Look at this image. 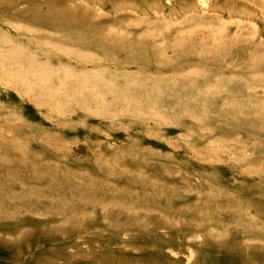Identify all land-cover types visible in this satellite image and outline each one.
I'll return each mask as SVG.
<instances>
[{
    "label": "rangeland",
    "instance_id": "374dc122",
    "mask_svg": "<svg viewBox=\"0 0 264 264\" xmlns=\"http://www.w3.org/2000/svg\"><path fill=\"white\" fill-rule=\"evenodd\" d=\"M105 1L0 0V264H264L262 2Z\"/></svg>",
    "mask_w": 264,
    "mask_h": 264
},
{
    "label": "bare ground",
    "instance_id": "6f19581e",
    "mask_svg": "<svg viewBox=\"0 0 264 264\" xmlns=\"http://www.w3.org/2000/svg\"><path fill=\"white\" fill-rule=\"evenodd\" d=\"M27 1H29L31 6H33L36 3V0H27ZM83 1L84 2L82 4L76 5L73 8H70L67 5L62 6V7L52 6L51 4L53 2H50V0H43L42 3L46 5V8L42 12L29 14L28 19H30L31 21H33L34 23L40 26H44L45 28H53L55 30L62 31L61 36H59L57 39L59 41H62V42L69 41V42H74L76 44H86V45H103L107 42L106 41L107 38L102 33L103 28L97 25L96 21L94 20L95 18L94 9H90L89 6H98L101 8H105L106 5H108V3L105 0H83ZM234 1H248V0H234ZM260 1L262 2V5L259 6L257 9L261 14H264V0H260ZM63 8L65 9L60 10ZM23 18L25 19L26 16H23ZM90 30H94L95 32L98 31L99 35L97 37H89L88 33ZM260 38L262 42L258 44V47H259L258 51L250 54L253 56L252 59H249L246 54H243L244 52L240 50V48H238L237 46H234L233 55H231L232 58L235 60H242V59H248V60H254V61L264 60V34H263V37H259V39ZM254 61L252 62L251 65L246 64V66L249 69L251 68V66H255L256 63H254ZM5 159L9 161L8 158H5Z\"/></svg>",
    "mask_w": 264,
    "mask_h": 264
}]
</instances>
